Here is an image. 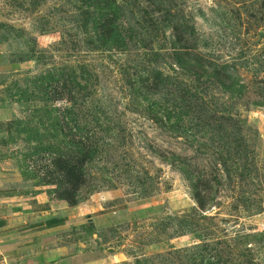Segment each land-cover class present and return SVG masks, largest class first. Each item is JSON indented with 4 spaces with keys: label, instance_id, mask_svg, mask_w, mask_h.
I'll list each match as a JSON object with an SVG mask.
<instances>
[{
    "label": "rangeland",
    "instance_id": "1",
    "mask_svg": "<svg viewBox=\"0 0 264 264\" xmlns=\"http://www.w3.org/2000/svg\"><path fill=\"white\" fill-rule=\"evenodd\" d=\"M2 189L74 264H264V0H0Z\"/></svg>",
    "mask_w": 264,
    "mask_h": 264
},
{
    "label": "crops",
    "instance_id": "2",
    "mask_svg": "<svg viewBox=\"0 0 264 264\" xmlns=\"http://www.w3.org/2000/svg\"><path fill=\"white\" fill-rule=\"evenodd\" d=\"M5 190H0V264L76 263L75 259L69 257V245L74 244L69 239V226L75 224L69 221H81L79 210L59 203L57 212L32 220L35 214H23L19 203L13 204L15 196H10V191ZM27 218L31 223L26 222ZM93 224L95 223H92L94 228ZM85 241L86 237L83 236V239L75 244L79 245ZM97 262L100 261L91 260L88 264H102Z\"/></svg>",
    "mask_w": 264,
    "mask_h": 264
},
{
    "label": "trees",
    "instance_id": "3",
    "mask_svg": "<svg viewBox=\"0 0 264 264\" xmlns=\"http://www.w3.org/2000/svg\"><path fill=\"white\" fill-rule=\"evenodd\" d=\"M108 37L110 40H114L116 42H118V39L112 37L110 34H108ZM196 60V59H194ZM199 62V63H198ZM197 62V65L194 64L193 68L192 69H188L186 68V72H182V74L184 76H186L187 78V75H188V78L190 79V82L191 84L190 85H186L184 83V86H179L177 84V81H174L173 82V77L174 76H177V75H170V76H165V77H158L156 76L155 77V80L154 82L151 83V85L149 86V89H151L152 91L154 92H157V91H160L161 93H164L166 94L169 99L168 100H171V106L174 104L173 102H175V100L177 101V99H179L181 101V103L183 104H186L185 106H188V105H192L194 106L195 105V102L197 100H201L203 98H205V91L202 89V91H199V85H198V82L200 81V78L202 76H207V77H216L217 75H212L213 73H208L207 71L203 70V73L202 71L200 70V72H196L194 71V68L197 66L198 68H203V63L198 61ZM179 67H183L182 65H177ZM214 66V64H213ZM139 79L141 81H143V76H139ZM130 81H128L129 83ZM164 86H168L171 88V91H162L163 87ZM135 92H138L137 89L135 90ZM138 94V93H137ZM182 105V104H181ZM186 112L188 113H193V115L195 116H198V111H195L192 107H187L186 110L182 111L180 110L179 112L175 113L176 116L179 118L181 117V115L185 114ZM168 117H170L172 115V111L168 112L167 113ZM51 120H53L52 124L53 125H58L59 124V121L57 119H52V118H49ZM225 164V162H223ZM195 201L201 206V207H204L205 206V200L200 198L199 197H195ZM93 226L91 224L88 225V228H90Z\"/></svg>",
    "mask_w": 264,
    "mask_h": 264
}]
</instances>
